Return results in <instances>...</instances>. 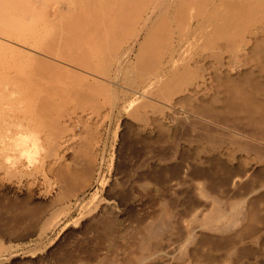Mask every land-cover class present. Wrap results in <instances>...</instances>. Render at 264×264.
Segmentation results:
<instances>
[{"label": "rangeland", "instance_id": "1", "mask_svg": "<svg viewBox=\"0 0 264 264\" xmlns=\"http://www.w3.org/2000/svg\"><path fill=\"white\" fill-rule=\"evenodd\" d=\"M52 1L46 0V2L40 3L39 8L36 6L35 10L31 9L28 15H24L26 18L18 15L7 20L6 25L8 24V26H6V33L5 29L0 27L2 29L0 30L2 32L0 33V38L2 37L0 39V73L3 72L11 75L17 71H28L33 66L34 68H39L37 66L42 67L43 65L41 66L39 61H37L38 64L35 61L39 59V56L41 58L43 57L42 60L40 59L42 64L43 60L44 62L49 61L45 60L44 57L51 59V55H48L54 50V48H49L52 45L47 46V48L51 49L50 52L47 48L45 49V52L49 54H44L42 48L48 45L49 41H52L53 35L57 31L59 34L61 33L62 38L65 39L67 37L65 40L68 41L69 38L66 31L59 30L66 27V24L64 25L65 27H63V24L60 26L59 22L61 19H63V22H66L64 20L67 14H58L55 17L50 16L51 18H49L50 14L48 10L50 7L53 9L54 2L57 0ZM179 1L164 0L163 4L165 6H161V11H157L155 15V26L152 24L153 27L149 32H139V35H141H138L137 43L133 41V38L139 30L138 20L131 19L134 20V23L137 22L135 24L136 27L132 23L133 21L131 22V27L128 24L125 25L129 27V31H126L128 35H126V32L122 34L124 32L122 31L120 32L121 36L119 35L118 38H121L123 35L122 38L126 39L127 36L128 39L126 41L124 40L125 42L119 40L122 43L120 45L117 44L118 40L116 43L113 41L114 35L109 33L113 30L114 37H117L116 32L120 27L114 23V19H107L111 22L105 20L108 22L109 27L107 28H111L109 23L113 22L112 26L115 27L116 25L117 29L112 27L110 31L102 26L103 29L109 30L108 32L104 30L103 32L105 33L101 31L103 30L100 27L101 22H103L101 21L99 28H101L100 31L102 33H98V35L101 34L103 36V34L108 33L104 36L105 39L113 35L111 37L113 40L109 38L111 40V42L109 40L110 46L107 43V39L105 44L108 45L107 47H114L113 45L117 44L119 45L118 48H120L118 49L116 47L117 49H113V51L116 50L115 53H111L109 51L110 48L107 50L106 46H104L106 48L102 46L109 52L108 54L111 57H113V54L115 55L111 59H107V57L101 58V56L105 55L102 53L107 52L103 48H101L103 52L100 51V48H97L100 46L98 45L100 43L98 42L99 40L95 41L97 47L95 46L94 37H91L93 41L90 39L95 46V51L93 50V52L98 53V55L101 54L100 57H97V60L95 59L96 57L94 58L95 54L93 52L94 55L91 56L92 58L90 57L92 54H90V51L94 47L93 44L92 47L86 44L87 47L89 46L92 49L87 50L84 48L85 50L83 51V48H81L83 52L80 53L81 50L78 48L76 51V47H73L74 45L72 46L71 42L68 41L67 50L71 48L69 47L71 44L70 46L74 48L71 49L77 53L79 52L78 54L80 55L86 50L89 52H86L89 55L85 53V55H82V57L86 56L85 60L81 56L82 59L77 57V60H79L77 63L82 62L81 60L87 61L88 59L90 62L93 61L92 67L89 61H87L88 64L84 62L81 65L76 64V62L73 63L77 60L75 59L76 57L73 58L74 53L71 52V49L68 52L63 50V48H60L61 50L58 49L60 46L62 47L60 44L64 40H61V43H56L55 49L58 45L60 46L53 52L54 54L57 50H60L59 56L61 57V55L64 56L61 51H65V56L67 54L69 55L70 51V56L72 55L73 59L69 63L65 62L64 58L70 61L66 57H63V61L62 59H57L55 57L56 55L52 56L55 57L50 60L52 63L57 61L60 63L63 61L60 64L54 63L56 64V70L52 68L54 64H50L49 66L47 64V68L45 62L44 66L46 69L50 68L49 70L52 71L51 74L54 70L57 73L54 72L55 75L54 73L52 74L55 78L54 86L52 87L55 88L48 93L42 92L41 97H43L42 101L44 104L47 99L48 104L53 105L48 106L47 104L46 107H43L44 111L42 113L34 116L30 121L28 119L25 120L29 121L30 131L33 128V130L36 129L34 132L38 136H34L40 140L41 147L44 149V152L40 156V163L31 169L24 166L25 163L23 161L16 164L15 168L10 167L5 163V160L9 156H16L17 153L9 150V153L7 152L8 157H5L6 153L2 149L0 141V264H264V182L262 183L264 181V172L262 173L264 170V148L261 147L264 146L262 140L264 139L262 138L264 137V133H261L264 129V120L261 117L258 118L260 115H251L250 117L252 119L257 116V120L254 119V121H257V124L254 121H249L250 117H245L242 112L236 113L234 109L232 110L229 106L222 103L217 96L210 98L186 97L184 91L189 87L190 81L193 80L197 73V66L193 63L189 66L190 71L188 69L186 70V75L183 73L184 70L182 67H178L175 72H172L168 66H161L162 62L164 63L165 61V55H163L165 52L163 51L167 52L175 48L182 40L181 24L176 22L178 12L181 13ZM57 2L59 3V1ZM47 3L48 6L53 5L42 11L41 9H44ZM172 4L176 7L174 5L172 6ZM176 8L177 11L175 10ZM82 9L78 8L75 11L82 15L84 10ZM40 10L44 14L48 12V17L46 14L41 15ZM101 10L98 9L99 14L100 11L103 13L105 11L102 8ZM34 12H39V16ZM163 12L166 14L164 17L166 19H161ZM30 13L31 15L34 13V15L27 18ZM44 16L47 18L45 17V19ZM172 16H175V18H172ZM24 18L28 22V19L31 20L25 24L23 23ZM105 18L108 17L106 16ZM18 20H22V22H18ZM2 21L4 22L5 20ZM2 21H0V25L5 26ZM9 21L10 23L13 21V24L16 23L18 28L13 26L12 23L11 25ZM16 21L19 24L22 23V25L19 26ZM164 21L169 27V30L166 29V32L164 29H158V26L161 24H166ZM125 26H123V29H125ZM131 29L133 30L132 33H134L129 35ZM244 30L247 33L249 29L246 28ZM159 31L161 33L160 35L157 33ZM155 33L161 38L164 36L162 34L166 33V35L171 37L168 38L172 44L170 43L168 46V43H166L168 39L164 38L167 36H164L160 41L158 40V43L155 40L158 37L155 39L151 37L153 35L156 36ZM239 33V30H236L233 32V36ZM87 34L85 36H88ZM92 34L91 36H93ZM98 35L96 36L94 34L96 36L95 38L98 37L99 39L100 36ZM124 35L126 36L124 37ZM237 37H234L235 40L238 39ZM62 38L59 35L58 41ZM87 38L86 42L89 43V38ZM104 38L102 37L103 44L100 43L101 45H105ZM150 39L157 45V48L158 44L161 45L163 42L167 45L163 50L160 47V53L157 52L155 55L153 53L158 50L155 49L156 46ZM163 40L167 41L165 42ZM54 41L57 42L56 40ZM140 42L144 43V47H147H142ZM176 42L178 45H176ZM151 43L153 44L152 48L153 50L155 49V52H150L153 57L152 60L147 58L151 61L150 64L148 60V65L150 66L147 67V64H143L147 60L144 62L143 58L141 59L140 57L146 51L144 49H148ZM125 44L126 46H124ZM130 44L132 45V50L127 56L124 48L126 49ZM136 45L138 47L140 45L141 48H137ZM161 46L164 45L162 44ZM149 50L152 49L150 48ZM158 54L161 55L159 56ZM110 55H108L109 58ZM138 55H140L139 58H137ZM59 56L57 55L58 58H60ZM126 56L127 58L124 59ZM136 62L137 65H135ZM142 64L146 72L150 71L154 66V70L157 68L160 69H157V73L161 75L166 74L162 78H164L163 80L170 79L169 81L172 85L170 84L169 86H172V89H177L175 94L173 95L172 93L175 90L173 91L171 89L170 96L167 95L170 87L168 86L161 90L159 85L150 87L149 90H152L148 93L140 92L142 90L141 83H143L140 79L146 76L145 71H142V69L145 70L141 66ZM59 65L60 67L63 65L62 69H58ZM86 65H88L89 69L94 67L93 69L97 70L94 71L92 69L88 73L89 69L87 68L88 70L85 71L86 68H83ZM80 66L83 67L81 68ZM42 70H45V68ZM49 70H45V72H50ZM92 71L94 73L97 72V75L92 73ZM243 71H245L244 68H241L239 74L241 75ZM181 75H184V78ZM59 77L64 78V80ZM96 77L97 79H95ZM173 77L174 82H171L173 81ZM177 79H182V81ZM96 80H99L100 83H97ZM17 82H19V79H16ZM175 82L178 87H175ZM19 83L16 84V88L20 89L22 82ZM87 83L90 86L93 85L94 89L92 87V89L87 88L89 86ZM132 88L138 89L136 92V94L138 93L137 95L135 93L130 94V90L128 89ZM56 90H59V92L57 93ZM20 91L23 93L21 97L17 95L10 96L4 86H0V93L3 94L0 98V103L2 101H8L10 109L12 104L14 107L12 110L9 109L11 112L8 113L9 110L6 111V114L20 117L24 114L21 112L25 107L26 111H29L32 107L33 101L29 95L26 96V89L23 85ZM71 91H73V95H70ZM163 91L166 92L165 94L168 97L163 94ZM53 92L54 94H52ZM85 92L86 94L81 96L82 94L80 93ZM158 93L163 95L164 98L166 97V99L163 96L162 98L158 96ZM77 94H80L78 96L79 101L77 100ZM69 95L70 97H68ZM86 95L92 97H86ZM85 97L88 98L87 103L83 101L86 100ZM90 98L92 101L89 102L88 100ZM160 98L164 99V102ZM23 100L24 102H22ZM75 100L82 102V104L78 103V105ZM63 101H65L64 105L62 104ZM154 101L157 103H154ZM20 102L24 104L22 105ZM17 103L20 105V108L17 107ZM183 103L185 106H183ZM22 107L24 108L21 109ZM53 107L56 108L55 111ZM201 107L209 109L208 114L213 111V119L217 115L216 117L219 116L218 118L222 120L217 121L218 118L213 120L212 116L211 118L209 117L211 114L208 115L206 113L204 114L206 118L202 116L204 120H198V123L196 122L197 120L193 121V119H196V111ZM51 109L54 112H51ZM15 111H19L20 113H15ZM45 111V116H49L50 118L43 116ZM220 113L224 114L222 115ZM234 114L237 118L243 115L242 118L245 117L246 120L243 118L242 121V118H239V122L241 121L239 123L234 118ZM220 115L225 116L226 119L222 116L220 117ZM53 118L59 121L58 125L63 127V131H60L61 128L57 125V121L56 123L54 122L55 120ZM172 118L177 121H171ZM260 119L263 120H261L263 127L258 123ZM190 120L193 122H190ZM213 121H217L218 124H216L217 122L213 123ZM194 122L195 124H192ZM235 122L239 123L235 124H238V130L237 126H234ZM242 122L248 124L243 126L244 124ZM54 123L55 126L51 127ZM202 123L208 128L211 127L208 125L215 124L216 126L212 124V127L219 128V132L217 133L216 129L212 130V127V129L210 128L208 130L207 127L202 126ZM221 123H227L226 125L229 127ZM252 124L254 127L257 126L254 132L251 130L253 128ZM241 126L242 128H240ZM58 128V133L57 131L53 132ZM243 128L246 129L244 132L250 130L253 133H257V130L260 131L262 128L260 131L262 135L255 133L260 140L255 138L256 136L253 133L248 135V133L241 132L243 133L241 134L240 131H243ZM9 129L11 132L16 131L14 126H10ZM39 129L41 130V134L38 133ZM32 132L30 133L32 134ZM51 132L54 134V139ZM5 133L0 128V140L1 136ZM50 133L51 135H49ZM226 134L232 137L229 140L233 141V143L230 141L231 145H234H232L233 147L230 146L228 141H224L225 138H230ZM55 136L57 137L55 138ZM242 136L246 137L242 138ZM252 137L253 140H251ZM211 138L213 140H210ZM220 139H223L222 142H224H220ZM239 139H241V142L239 141L241 146H245V150L240 145H237L239 144L237 142ZM243 139H246V142ZM215 140H217V143H215ZM53 141L55 142L54 144L52 143ZM243 141L246 144L254 142L261 149L256 146V149L259 148V152L254 150V144L251 145V148L247 145L248 148L246 149ZM235 142H237L236 145L238 147L234 144ZM256 142H260V144ZM213 144L216 148L213 147ZM249 148L251 150L253 149L256 154L261 155L263 153L261 159L259 158L261 162L257 159L260 156L256 155L253 151L251 152ZM238 149L239 152H237ZM206 151L211 152L206 154ZM243 152H246V154ZM220 162L224 165H222V168H220ZM213 163L218 165H214ZM224 167L226 168L224 169ZM240 169H243L242 172ZM260 169L263 170L260 171ZM229 170H232V173L227 172ZM258 170L262 176L258 174ZM207 171L209 173L212 172L209 174ZM254 171L255 173L252 175L251 173ZM218 173H220V176ZM221 173H223V181H219L222 176ZM248 173H250L249 176ZM227 174L229 177L227 176L225 178ZM239 174L241 177L238 176ZM59 175L62 176H60L61 179L64 176V179L60 180ZM250 176L252 179H250ZM216 178L217 182L215 181ZM229 178L231 180H228ZM240 178H244V181L241 179L242 183L240 182ZM236 179L240 185L237 182V185L233 186L236 183ZM66 180H68V183H66ZM228 181L231 183L229 184ZM224 183H228L232 189ZM210 184L212 185L209 186ZM227 189H230V191ZM221 208L224 212L221 211ZM215 210L221 211V217H213ZM222 213L226 214L222 215Z\"/></svg>", "mask_w": 264, "mask_h": 264}, {"label": "bare ground", "instance_id": "2", "mask_svg": "<svg viewBox=\"0 0 264 264\" xmlns=\"http://www.w3.org/2000/svg\"><path fill=\"white\" fill-rule=\"evenodd\" d=\"M52 1V0H51ZM54 1H56V0H54ZM57 1H59V3L57 2ZM56 2H54L55 4L53 5V4H51L50 6H54L53 7V9H51V7L50 6H48V3H50L49 1H48V3L47 4H45L46 6H45V8L44 9H41L42 8V5H41V10L43 11V10H46V8L47 7H50V9H51V11H49L48 10V12H49V18H51V17H55L56 15H60V14H63V13H65V14H67L66 15V17H65V20L64 21H66V22H63V19H61V21L59 22L60 23V26L63 24V27H65L64 25L66 24V27H68V28H63V29H59V30H61V31H66V33H67V36H68V41L69 42H71V44H72V46L73 47H76L75 48V50L76 49H80L81 50V48H83V51L85 50V49H89V50H91L92 48V51H90V54L93 52V50L95 51V46H96V44H95V41H97V40H99L98 42H100V43H102L103 44V41H102V37L104 38V36H106L108 33H106V34H103V36H101V34H99L98 35V33H102L105 29H103V27L102 26H104V28H107V27H109L108 26V22H111V21H108L109 20V18H111V19H114V23L115 24H117V26L118 27H120V28H118L119 30L116 32L117 34V37H114L115 36V34L114 33H112L113 32V30H112V32H109V33H111V34H113L112 36H113V38H114V40H113V38H111L110 36L109 37H107L106 39L108 40V44H109V38H111V40H113L115 43L117 42V40H118V42H117V44H122L120 41H126V39H128L127 38V36L126 35H128V31H129V27H127V26H125L126 24H128V25H130V27H131V22L132 23H134V20H131V19H135V21L136 20H138L137 22H138V27H139V30H138V33L137 34H135V37L133 38V41L135 42V43H137L138 41H137V37H138V35H139V32H142V31H147V32H149L150 30H151V28L153 27L152 26V24L154 25L155 23H154V21H155V15H156V13H157V11H161V6H165V4H163V1L164 0H57ZM44 2H46V0L44 1V0H0V21H2V20H5L4 22H3V24L5 25V26H3V25H0V27L2 28H4L5 29V33H6V26H8V24L6 25V21L7 20H9L10 18H14V17H16V16H24L25 14H27L28 15V13H29V11H31V9H34L35 10V8H36V6L38 7V6H40L39 4L41 3H44ZM53 2V1H52ZM51 2V3H52ZM181 2V3H180ZM179 8H181V13L180 12H178L179 14H177V17H176V22H178V23H180L181 24V31H182V40H181V42H180V44L178 45L177 44V42H176V45H178V46H176L175 48H172L171 50H168L167 52L166 51H163V52H165V54H163V55H165V61H164V63L162 62V64H164V65H162L161 63V66H168L170 69H171V71L172 72H175L176 71V69H178V67H182L183 68V70H184V72L183 73H185V75H186V70L188 69L189 71H190V68H189V66H190V64H194L195 66H197V73H196V75H195V77L193 78V80L192 81H190V83H189V87L184 91V95L186 96V97H189V98H193V97H199V98H210V97H212V96H217V97H219V100L222 102V103H224V104H226L227 106H229L230 107V109H234L235 110V112L237 113V112H242L244 115H245V117H250L251 115H260L258 118H262L263 120H264V0H180L179 2ZM169 4V3H168ZM58 5V6H57ZM174 4H172V6H173ZM176 5H178L177 3H176ZM44 6V5H43ZM175 6V5H174ZM176 7V6H175ZM39 8V7H38ZM78 8H83L82 10H83V13H84V15H83V13H82V15L81 14H78L76 11H75V9H78ZM101 8L102 9H104L103 11H104V13L103 12H101L102 10H101ZM153 8V9H152ZM178 8V9H179ZM98 9L99 10H101L100 11V14H99V11H98ZM156 9H158V10H156ZM165 9V8H164ZM163 9V10H164ZM174 9V8H173ZM37 10H39V9H37ZM36 10V11H37ZM41 10L39 11L40 12V14L41 15H45L46 14V16H47V13L48 12H46L45 14H44V12H41ZM169 10V9H168ZM176 11H177V8L175 9ZM38 12V13H39ZM98 12V13H97ZM170 12V11H169ZM36 15L38 14V13H36V12H34ZM34 13L31 15V13H30V15L27 17V18H30V16H33L34 15ZM71 13V14H70ZM78 14V15H77ZM86 14V15H85ZM161 14V13H160ZM165 13L163 12V14H162V17H161V19H166V18H164L165 17ZM169 15V14H168ZM38 16H39V14H38ZM46 16H44V18L46 17ZM51 16V17H50ZM63 16V15H62ZM103 16H107L108 18H103ZM21 17V18H22ZM25 17V16H24ZM48 17V16H47ZM46 17V18H47ZM58 17V16H57ZM56 17V18H57ZM170 17V16H169ZM251 17H253L252 19H250ZM26 18V17H25ZM24 18V22L23 23H25V24H27V23H29L30 22V20L31 19H28L29 20V22L27 21V19H25ZM45 18V19H46ZM48 18V19H49ZM157 18H158V16H157ZM172 18H175V16L173 17L172 16ZM23 19V18H22ZM60 19V18H59ZM101 19H103V20H101ZM108 19V20H107ZM168 19V18H167ZM170 19V18H169ZM246 19H250V20H246ZM26 20V21H25ZM108 21V22H106V21ZM160 20V19H159ZM245 20V21H244ZM101 21H103V22H101ZM166 21V20H165ZM164 21V22H165ZM168 21V20H167ZM170 21V20H169ZM1 22V23H2ZM17 22V21H16ZM18 22H22V20H18ZM17 22V24H19ZM27 22V23H26ZM51 22V21H50ZM61 22H63V23H61ZM103 24H101V23ZM106 22V23H105ZM137 22H135L134 23V25L137 23ZM158 22V21H157ZM9 23H10V21H9ZM11 23L13 24L14 22L13 21H11ZM10 23V24H11ZM105 23V24H104ZM162 23V22H161ZM166 23V22H165ZM11 24V25H12ZM101 24V28L103 29V30H101V28H99V25ZM112 24H113V22L112 23H109V25L111 26V28L113 27V28H116L117 29V27H116V25H115V27L114 26H112ZM141 24H142V26H141ZM20 25H22V23L21 24H19V26ZM13 26H15L16 28H18V26H16V23L15 24H13ZM106 26V27H105ZM123 26H125L124 28L126 29H123ZM155 26V25H154ZM135 27H136V25H135ZM159 28L158 29H164L165 30V32H166V29H168L169 30V27H168V25H167V23L166 24H161L160 26H158ZM2 28V29H3ZM14 28V27H13ZM61 28V27H60ZM111 28H107V29H109L110 31H111ZM171 28V27H170ZM249 29L248 30V32L247 33H245V30L244 29ZM2 29H0V30H2ZM7 29H8V27H7ZM106 29V30H107ZM122 29V30H121ZM128 29V30H127ZM175 29V28H174ZM177 29V28H176ZM9 30V29H8ZM102 32H101V31ZM105 30V32H108L109 30H107L106 31ZM135 30V29H134ZM167 30V31H168ZM178 30H179V27H178ZM236 30H239V34L238 35H235L234 34V36H233V32H235ZM244 30V31H243ZM33 31V30H32ZM122 31H124L122 34H125V32H126V35H124V37L126 36V39L125 38H122L123 37V35H122V37L121 38H118V36L121 34L120 32H122ZM132 29H131V33H129V35L130 34H133L132 33ZM157 31V30H156ZM175 31V30H174ZM233 31V32H232ZM56 32V31H55ZM105 32H103V33H105ZM119 32V33H118ZM170 32V31H169ZM169 32H167V33H169ZM0 33H2L1 31H0ZM58 33V34H57ZM88 33V34H87ZM89 33H90V36H89ZM92 33H94V34H96V36L98 35V36H100L99 37V39H98V37L97 38H95L96 36H94V34H92ZM159 35L161 34L160 33V31L159 32H157ZM157 33H155L156 34V36L155 35H153V36H151L152 38H157L158 37V39H155V40H161V39H163L164 38V36H167V37H165L164 39H168V42H166L167 40H163V41H165L166 43H168V46L170 45V43H171V41L169 40V38H171V37H169L168 35H166V33H164V34H162V35H164L162 38L157 34ZM53 34V33H52ZM52 34H51V38H52ZM57 34V35H56ZM88 35V36H85V35ZM91 34L93 35V36H91ZM170 34V33H169ZM180 34H181V32H180ZM179 34V35H180ZM1 35V34H0ZM56 35V37H57V39H55L54 38V36ZM59 35H60V37L62 38L63 36H61V33L59 34V32L57 31L54 35H53V38H54V40H56L57 42H55L54 40H53V38H52V41L50 42L49 41V39H48V45H46V46H44L43 48H42V50H44V54L45 53H47V54H49L48 52H45V49L47 48V46L49 47V45H52L51 47H49V48H51V49H53L54 48V50L51 52V54H49L48 56H50L51 55V59L52 58H57V59H62L63 60V57H66V58H68L70 61H68L67 59H65L64 58V60H65V62H71V60L73 59V58H75L76 60L79 58V59H86L85 57L86 56H83L82 57V55L85 53L86 54V52H88L87 50L84 52V53H82V55H80V54H78L76 51H73L72 49H74V48H72V46H70L69 45V47H71V48H69L68 50H72L71 52H73L72 54H73V56L71 55L70 56V51H69V55L67 54L66 56H65V51L66 52H68V50H67V46H68V44H67V42L68 41H66L65 39H67V37L64 39V38H62V39H60V41H58L59 40ZM141 35V34H140ZM139 35V36H140ZM161 35V36H162ZM121 36V35H120ZM172 36V35H171ZM233 36V37H232ZM235 36H238L237 38V40H235ZM89 38V43L88 42H86V38ZM91 37H94V44H95V46H94V44H93V40L91 39ZM147 37H149V36H147ZM169 37V38H168ZM2 38V37H1ZM0 38V39H1ZM87 38V39H88ZM117 38V39H116ZM131 38V37H130ZM129 38V39H130ZM223 38V39H222ZM92 41H91V40ZM96 39V40H95ZM105 38H104V44L106 43V40ZM116 39V40H115ZM121 39H123V40H121ZM5 40V39H4ZM51 40V39H50ZM61 40H64V41H62V43H61ZM111 40H110V42H111ZM120 40V41H119ZM141 40V39H140ZM147 40V39H146ZM151 40V39H150ZM179 40V39H178ZM45 41H47V40H45ZM55 42V44H54V42ZM88 41V40H87ZM102 41V42H101ZM112 41V42H113ZM124 41V42H125ZM129 41V40H128ZM137 41V42H136ZM143 41H145V40H143ZM159 41H158V43H159ZM175 41V40H174ZM53 42V43H52ZM61 43L60 45H62V47L60 46V45H58V49H62L63 48V50H65V51H61V53L64 55V56H62L61 55V57L59 56V54H60V50H57L56 52H55V54L53 53L56 49H55V45H56V43ZM68 42V43H69ZM97 42V43H98ZM134 42H132V43H134ZM151 42H153L152 40H151ZM179 42V41H178ZM11 43V42H10ZM42 43H47V42H42ZM65 45H64V44ZM98 44V45H100L99 47H97V48H100V51H102V49L101 48H103L104 46H108L107 44H105V45H101V44ZM127 43V42H126ZM141 43V42H140ZM150 43V42H149ZM166 43H162L164 46H161L160 44H158V48H157V45L153 42V44L156 46V48L155 49H157L158 51H156L155 52V49L153 50V44L151 43V45H150V47L148 48V49H152V50H149L148 51V49L146 48V49H144V50H146L144 53H143V57L141 56L140 57V55H138V57L137 58H143V61L144 62H146L145 60H147V62L146 63H143L144 65L145 64H147L146 66L148 67V66H150V65H148V60L150 59V60H152V53H150V52H155V53H153V54H157V52H159L160 53V47H162V50H163V48L167 45ZM85 44V46H83ZM86 44H88L90 47H92V44H93V46L94 47H92V48H89V46L87 47V45ZM113 44V43H112ZM117 44H114L113 46L115 47H104V48H106L107 50H108V48H110L109 49V51L111 52V53H115V51H113V49H117L118 47H119V45H117ZM142 44V45H141ZM140 45L142 46V47H144V43H141ZM172 44V43H171ZM63 45H64V47H63ZM135 45V44H134ZM138 45V44H137ZM136 45V46H137ZM140 45H139V47L137 46V48H141L140 47ZM18 46V45H17ZM21 46V45H20ZM103 46V47H102ZM109 46H110V44H109ZM124 46H126V44L124 45ZM173 46V45H172ZM117 47V48H116ZM145 47H147V46H145ZM144 47V48H145ZM49 48H47L48 50H49V52L51 51V49H49ZM85 48V49H84ZM103 48V50H105L106 51V49H104ZM133 48H134V46H133ZM112 49V50H111ZM118 49H120V48H118ZM47 50V51H48ZM80 50H78V51H80ZM122 50V49H121ZM124 52H125V54L128 56V54H129V52L132 50V45L130 44L129 46H127L126 47V49L124 48ZM162 50H161V52H162ZM40 51V50H39ZM82 50L80 51V53L81 52H83ZM34 52V51H33ZM103 52V51H102ZM107 53H105V52H103L102 54H105V55H103V56H101V54L100 55H98V53H96V52H93L95 55L97 54V56H95L93 53L90 55V57L92 56V55H94V58L97 60L98 58V56L100 57L101 56V58H103V57H107V59H111V58H113L115 55L113 54V57H111V55L110 54H108L109 52L108 51H106ZM121 52V51H120ZM139 52H140V50H139ZM43 53V52H42ZM76 53V54H75ZM89 53V52H88ZM87 53V54H88ZM123 53V52H122ZM121 53V54H122ZM132 53V52H131ZM130 53V54H131ZM141 53H142V51H141ZM167 53V54H166ZM84 54V55H85ZM86 54V55H87ZM41 55V54H40ZM56 55V56H55ZM57 55L60 57V58H58L57 57ZM76 55V56H75ZM78 55V56H77ZM89 55V54H88ZM108 55H110V58L108 57ZM123 55V54H122ZM135 55V54H134ZM159 55V54H158ZM161 55V54H160ZM159 55V56H160ZM38 56H39V54H38ZM37 56V57H38ZM43 56H46V55H43ZM52 56H55V57H52ZM70 58H69V57ZM82 58H81V57ZM127 56L124 58V59H126L127 58ZM150 56H151V58H150ZM73 57V58H72ZM78 57V58H77ZM124 57V56H123ZM132 57V56H131ZM135 57V58H136ZM39 59L37 60L36 59V61L35 62H37V61H39V64L42 66H44L45 65V62H44V60H43V64H42V61H40V59L42 60L43 59V57L41 58V56H39L38 57ZM47 58V57H46ZM45 57H44V59L45 60H51V59H46ZM88 58V57H87ZM92 58V57H91ZM91 58H89V59H91ZM93 58V59H94ZM129 58V57H128ZM147 58H149V59H147ZM163 58V57H162ZM74 59V60H75ZM154 59V58H153ZM54 60V59H53ZM63 60V61H64ZM84 60H81L82 62H80V63H77L79 60H77V61H74L73 63H75L76 62V64H79V65H81V63H86V64H88L87 63V61H89L88 59H87V61H84ZM95 60V61H96ZM137 60H139V59H137ZM149 60V61H150ZM155 60H156V58H155ZM48 61V62H49ZM63 61H61V62H63ZM127 61V60H126ZM131 61V60H130ZM140 61V60H139ZM162 61V60H161ZM46 62V67H47V64H48V66L51 64V65H53L54 63H56V64H60L59 63V61H57V62H54V63H52L51 61V63L49 62ZM90 62V61H89ZM93 62V61H92ZM92 62H90L89 64L91 65L92 64ZM123 62V61H122ZM138 62V61H137ZM137 62H136V64L135 65H137ZM105 63V62H104ZM103 63V64H104ZM119 63V62H118ZM37 64H38V62H37ZM56 64H54V67L52 66V68H55V70H56ZM120 64V63H119ZM139 64H140V62H139ZM138 64V65H139ZM141 65L142 67L144 66V65ZM150 64H151V61H150ZM152 64H153V62H152ZM34 65V64H33ZM65 65H66V63H65ZM85 65V64H84ZM94 65H95V62H94ZM40 67V66H37V67H39L40 69L42 68H45V70H49V69H46V67L44 66V67ZM63 66V65H62ZM62 66L60 67V65H59V67H58V69L60 68V69H62ZM72 66V65H71ZM93 66V64L91 65V67ZM122 66V65H121ZM51 67V66H50ZM78 67V66H77ZM76 67V68H77ZM81 68L83 67V66H80ZM120 67V66H119ZM140 67V66H139ZM141 67V68H142ZM158 67H160L159 65H158ZM39 68H34V66H33V68L32 69H30V70H28V71H25V72H21V71H17V72H14L13 74H11V75H7V74H5V73H0V86H4V88L8 91L7 93L10 95V96H13V95H17V96H22V94L23 93H21V91H20V89L22 88V85L24 86V88L26 89V96L27 95H29L30 96V98L32 99V101H33V105H32V107L29 109V111L27 110L26 111V107L24 108V107H22L21 109H25V111H24V109H23V111L21 112V113H24L22 116H20V117H17L16 115H8V114H6V111H8L9 109H10V104L8 103V101L7 102H5V101H2L1 103H0V128H2V130H4L6 133L3 135V136H1V144H2V149L3 150H5L4 152L6 153L5 154V157H8V151L9 150H11V151H14V144H15V139H16V137L18 136V135H29V133L30 132H32V130L34 129H32L31 131L29 130L30 129V126H29V121H30V119H33L34 118V116H37L38 114H40V113H42L43 111H44V108L43 107H46L47 106V104L49 103V102H47V99L45 100L46 102H45V104H44V102L42 101V98L43 97H41V94H42V92H45V93H48V92H50L53 88H55V87H52V86H54V81H55V78H54V76H52V74L54 73V72H56L55 70L53 71V73L51 74V72L52 71H50V72H45V70H40ZM48 68V67H47ZM74 68V67H73ZM79 68V67H78ZM78 68H77V70H78ZM84 69L86 68V70L85 71H87L89 68H88V65H86L85 67H83ZM88 68V69H87ZM94 68V67H93ZM93 68H91V69H89V72L88 73H90L91 72V70L93 69ZM104 68H106V67H104ZM121 68V67H120ZM123 68V67H122ZM134 68H136V67H134ZM140 68V69H141ZM144 68V67H143ZM241 68H244V70L245 71H243V73L240 75L239 74V70L241 69ZM68 69V68H67ZM133 69V68H132ZM138 69V68H137ZM145 69V68H144ZM150 69V68H149ZM149 69H147V70H149ZM157 69H159V68H157ZM157 69H155L154 70V66L150 69V71H147L146 72V69L145 70H143L142 69V71H145V73H146V76H144V77H142V79H140V80H142V82L143 83H141V82H138V83H141V85H142V90H140V92L142 91V92H150L151 90H149L150 89V87H152V86H158L159 85V87H160V89L161 90H163L164 88H167L170 84L172 85V83H170V79L169 80H167V79H165V80H163L164 78H162L163 76H165L164 74H159V73H157ZM167 69V68H166ZM72 70H75V69H72ZM94 71H96L95 69H93ZM119 70H121V69H119ZM139 70V69H138ZM160 70V69H159ZM166 71V70H165ZM189 71H187V72H189ZM73 72V71H72ZM117 72V71H116ZM127 72V71H126ZM168 72V71H167ZM166 72V73H167ZM57 73V72H56ZM61 73H63V72H61ZM60 73V74H61ZM82 73V72H81ZM92 73H94L93 71H92ZM97 72H95L94 74H96ZM98 73H100V72H98ZM114 73V72H113ZM141 73V72H140ZM143 73V72H142ZM182 73V74H183ZM54 75H55V73H54ZM97 75V74H96ZM62 76H64V74H62ZM85 76H86V74H85ZM88 76H90V75H88ZM135 76V75H134ZM182 77L184 76V75H181ZM91 77V76H90ZM89 77V78H90ZM95 77V76H94ZM59 78H62V77H59ZM92 78V77H91ZM137 78V77H136ZM139 78H140V76H139ZM138 78V79H139ZM178 78H181V77H178ZM184 78V77H183ZM188 78V77H187ZM186 78V79H187ZM16 79H19V82H22L21 83V88L19 89V88H16V84H20L19 82H17L16 83ZM85 79H86V77H85ZM93 79V78H92ZM95 79H97V77L95 78ZM102 79V78H101ZM134 79V78H133ZM137 79V80H138ZM62 80H64V78H62ZM82 80H84V79H82ZM91 80V79H90ZM114 80V79H113ZM139 80V81H140ZM172 80V79H171ZM177 80H181L182 81V79H177ZM92 81V80H91ZM94 81V80H93ZM115 81V80H114ZM181 81H179V82H181ZM64 82H66V81H64ZM96 82L97 83H100L99 82V80L97 81L96 80ZM171 82H174V77H173V81H171ZM178 82V81H177ZM94 83V82H93ZM88 84V83H87ZM115 84V83H114ZM177 83L175 82V85H176ZM79 85H81V84H79ZM89 86L87 87V88H93L94 86L93 85H91L90 86V84H88ZM95 85V84H94ZM174 85V84H173ZM174 85V86H175ZM179 86H180V84H179ZM52 87V88H51ZM170 87V86H169ZM175 87H178L177 85L175 86ZM174 87V88H175ZM91 88V89H92ZM90 89V90H91ZM94 89V88H93ZM172 86L170 87V90H169V92H168V94L167 95H169L170 94V92H172V90L174 91V92H172L173 93V95L175 94V92H176V90L177 89H172ZM85 90V89H84ZM89 90V91H90ZM128 90H130V94L131 93H135V95H137L136 94V92H137V90L135 89V88H132V89H128ZM57 91V93L59 92V90H56ZM72 92L73 91H71V93H70V95H73L72 94ZM164 92V91H163ZM162 92V93H163ZM160 93V92H159ZM158 93V94H159ZM166 92H164L163 94L166 96V97H168L166 94H165ZM1 95H0V98H1V96H3V94L2 93H0ZM52 94H54V92L52 93ZM80 94H82L81 96H83V95H85L86 94V92L85 93H80ZM80 94L78 95L77 94V100L79 101V99H78V96H80ZM90 94V93H89ZM92 94V93H91ZM157 94V95H158ZM50 95H51V93H50ZM70 95L68 96V97H70ZM93 95V94H92ZM149 95H151V94H149ZM152 95H153V93H152ZM158 96H161V98H162V96L163 95H158ZM170 96V95H169ZM65 97V96H64ZM86 97H92V96H87L86 95ZM85 97V98H86ZM134 97V96H133ZM132 97V98H133ZM166 97L164 98V96H163V98L164 99H166ZM3 98V97H2ZM45 98V97H44ZM79 98H81V97H79ZM83 98V97H82ZM160 98V100L162 101V102H164L163 100L164 99H161ZM30 99V100H31ZM76 99V98H75ZM87 99L88 98H86V100H83V101H86L85 103H87ZM152 99H153V97H152ZM151 99V100H152ZM159 99V98H158ZM158 99H155V100H158ZM64 100V99H63ZM67 100V99H66ZM68 100H69V98H68ZM77 100H75L76 102H77V104L78 103H80V104H82V102H78ZM150 100V101H151ZM154 100V99H153ZM159 100V101H160ZM49 101V100H48ZM74 101V102H75ZM81 101V100H80ZM89 102L90 101H92L91 100V98H90V100H88ZM144 101V100H143ZM22 102H24V100L22 101ZM42 102H43V105H42ZM65 101H63L62 102V104L64 105L65 103H64ZM153 102V101H152ZM152 102H151V104H152ZM150 103V102H149ZM154 103H157L156 101H154ZM18 104V103H17ZM20 104H22L21 102H20ZM24 104V103H23ZM22 104V105H23ZM84 104V103H83ZM168 104V103H167ZM184 104V103H183ZM51 105H53V104H48V106H51ZM60 105V104H59ZM79 105V104H78ZM26 106V105H25ZM58 106V105H57ZM88 106V105H87ZM177 106V105H176ZM181 106V105H180ZM183 106H185V104L183 105ZM17 107H19L20 108V105L18 104L17 105ZM86 107V106H85ZM84 107V108H85ZM142 107H144V106H142ZM207 107V106H206ZM204 108V107H201L200 109H198V111H196L197 112V114H196V119H193V121H196L197 123H198V120L199 121H202V120H204V118L202 117V116H204V114H208V111H210L209 109H207V108ZM228 107V108H229ZM14 107H13V104L11 105V109L10 110H12ZM48 108V107H47ZM46 108V109H47ZM54 108V111L56 110V108L55 107H53ZM157 108V107H156ZM184 108V107H183ZM50 109V108H49ZM48 109V110H49ZM8 111V113L9 112H11V111ZM182 110V109H181ZM229 110V109H228ZM20 111V110H19ZM19 111H15V113H20ZM51 112L53 111V109H51L50 110ZM53 111V112H54ZM61 111V110H60ZM49 111H47V113H48ZM184 112V111H183ZM216 112V111H215ZM214 112V113H215ZM221 112H223V111H221ZM232 112V111H231ZM60 113H62V112H60ZM67 113V112H66ZM97 113V112H96ZM154 113V112H153ZM212 113H213V111H212ZM212 113H209V114H211L209 117L211 118V116H212V119H213V115H212ZM226 113V112H225ZM230 113V112H229ZM235 113V114H236ZM44 115L43 116H45L46 115V111H45V113H43ZM48 114H50V113H48ZM47 114V115H48ZM59 114V113H58ZM208 114V115H209ZM216 114H217V112H216ZM220 114H224V113H220ZM232 114V113H231ZM235 114H234V118L235 119H237V121L239 122V118H242V116L243 115H241L239 118H237V116H235ZM19 115H21V114H19ZM52 115V114H51ZM50 115V116H51ZM88 115H89V113H88ZM222 115H220V117L222 116ZM226 115H227V113H226ZM59 116V115H58ZM60 116H62V114H60ZM207 116V115H206ZM217 115H215V117H214V119L215 118H218V117H216ZM232 116V115H231ZM252 116V117H253ZM257 116H255V118H247V120H249V121H254V119H256V117ZM205 117V116H204ZM223 118H225L226 119V117L225 116H222ZM230 117V116H229ZM228 117V118H229ZM245 117H243L244 118V120H246L245 119ZM45 118H50L49 116H45ZM62 118V117H61ZM173 118H175V117H173ZM172 118V120L171 121H177V120H175V119H173ZM206 118V117H205ZM243 118H242V121H243ZM26 119H28L29 121H25ZM55 121V123H56V121H57V125H58V123H59V121L58 120H56L55 118H53ZM58 119H59V117H58ZM183 119H185V118H183ZM208 119V118H207ZM213 119V120H214ZM224 119V120H225ZM232 119H233V117H232ZM252 119V120H251ZM262 119H260V122H258V123H260L261 124V120ZM168 120V119H167ZM186 120V119H185ZM189 120V119H188ZM211 120V119H210ZM220 121V120H222L221 118H218L217 119V121ZM223 120V121H224ZM230 121H231V119H229ZM241 120V119H240ZM257 120V119H256ZM262 120V121H263ZM53 121V120H52ZM184 121V120H183ZM192 120H190V122H191ZM192 121V122H193ZM217 121H213V123L215 122H217ZM223 121H221V122H223ZM230 121H228L229 123H230ZM233 121V120H232ZM258 121H259V119H258ZM49 122V121H48ZM210 122H212V121H210ZM226 122H227V120H226ZM238 122H235L234 123V126H237L239 123H241V121L238 123ZM247 122V121H246ZM255 123L257 122V121H254ZM254 122H253V124H254ZM55 123L53 124V126H51V127H54L55 126ZM204 123V122H203ZM202 123V126L204 125ZM212 123V124H213ZM232 123V122H231ZM236 123H238L237 125H235ZM243 123V122H242ZM250 123H252V122H250ZM70 124H71V122H70ZM192 124H195V122L194 123H192ZM209 124V123H208ZM212 124H210V125H208V126H211L212 127ZM216 124H218V122L216 123ZM221 124H223V123H221ZM221 124H219V125H221ZM227 124V123H226ZM226 124H223V125H225L226 127L228 126V125H226ZM244 124V123H243ZM242 124V125H243ZM246 125L248 124V123H245ZM243 125V126H246V125ZM252 124V125H253ZM257 124V123H256ZM57 125H56V127H57ZM78 125V124H77ZM200 126H201V124H199ZM213 125H215V124H213ZM219 125H217V126H219ZM233 125V124H232ZM241 125V124H240ZM251 125V126H252ZM255 125V124H254ZM254 125H253V128H255L254 130H253V128L251 129L253 132L254 131H256V127H254ZM259 125V124H258ZM10 126H14L15 128H16V131L15 132H11V130L9 129V127ZM44 126H46V125H44ZM59 126V125H58ZM61 126V125H60ZM59 126V127H60ZM74 126V125H73ZM205 126V125H204ZM216 126V125H215ZM260 126V125H259ZM261 126H262V124H261ZM48 127V126H47ZM205 127H207V126H205ZM211 127H207L208 128V130L211 128ZM222 127H224V126H222ZM229 127V126H228ZM230 127H232L231 125H230ZM263 127V126H262ZM42 128V127H41ZM61 128V130L60 131H63V127H60ZM76 128V127H75ZM213 128V129H212ZM211 129L212 130H214V129H216L217 131V133L219 132L218 131V129L219 128H215L214 126L212 127ZM238 126H237V130H238ZM240 128H242V126L240 127ZM246 128V127H245ZM245 128H243L244 130L242 131H240V133L241 132H243V133H245V134H247L248 133V135L251 133H253L252 131H250V130H248L247 132H244L246 129ZM38 129V128H37ZM45 129V128H44ZM196 129V128H195ZM221 129V128H220ZM235 129V128H234ZM248 129H249V127H248ZM28 130H29V132H28ZM46 130V129H45ZM58 130H59V128L57 129V130H55V131H53V132H56L57 131V133H58ZM229 130V129H228ZM236 130V129H235ZM236 130V131H237ZM261 130H262V128H261ZM260 130V131H261ZM264 130V129H263ZM261 131V133L263 132L264 133V131ZM34 131H36V129L35 130H33V132ZM38 131V130H37ZM41 130L39 129V132L38 133H40L41 134V132H40ZM49 131V130H48ZM224 131V130H223ZM238 131V132H239ZM258 132L257 133H259L260 134V131L259 130H257ZM32 132V134L33 135H36L37 133L36 132H34L33 133ZM65 132V131H64ZM215 132V133H216ZM221 132H222V130H221ZM52 133V132H51ZM51 133L49 134V135H51ZM223 134H224V132H222ZM226 133H227V131H226ZM237 133V132H236ZM240 133H239V135H240ZM243 133H241V134H243ZM256 133V132H255ZM255 133H253V135L255 134ZM256 133V134H257ZM262 133V134H263ZM31 134V133H30ZM56 134V133H55ZM60 134V133H59ZM66 134V133H65ZM197 134V133H196ZM238 134V133H237ZM244 134V135H245ZM255 134V138H257V139H259L260 140V138H258L257 137V135ZM262 134H260V135H262ZM52 135H53V139H54V134L52 133ZM227 135V134H226ZM36 136H38V135H36ZM222 136V135H221ZM224 136H225V134H224ZM227 136H229L230 138H225V142H229L230 143V141H231V143H233V141L232 140H229V139H231L232 137L230 136V135H227ZM226 136V137H227ZM247 136V135H246ZM246 136H242V138H244V137H246ZM251 136V135H250ZM264 136V135H263ZM47 137H48V135H47ZM57 136H55V138H56ZM219 137V136H218ZM259 137H261V136H259ZM221 138V137H220ZM247 138H249V137H247ZM262 138H264V137H262ZM261 138V139H262ZM46 139V138H45ZM56 140V139H55ZM54 140V141H55ZM210 140H213L212 138L210 139ZM222 140L223 139H220V142H222ZM233 140H234V138H233ZM235 140H237V138H235ZM244 140V139H243ZM249 140V139H248ZM251 140H253V137L251 138ZM251 140H249V141H251ZM263 140V143H264V139H262ZM40 141V140H39ZM52 142L53 144L55 143V142ZM217 140H215V143H217L216 142ZM223 141V142H224ZM241 142V139H239L237 142ZM245 142H246V139L244 140ZM243 141V142H244ZM256 141H258V140H256ZM57 142V141H56ZM214 142V141H213ZM219 142V141H218ZM222 142V143H223ZM237 142H235L234 144L236 145V143ZM239 142V144H237L238 146L240 145L241 146V143ZM243 142H242V144H243ZM244 142V143H245ZM210 143H211V141H210ZM231 143H230V146L231 147H233L232 145H231ZM247 143H248V141H247ZM256 143H258V144H260V142H256ZM221 144V143H220ZM225 144V143H224ZM252 144H254V142H250L249 144H246L245 143V145H246V149L248 148V147H250L251 148V145ZM262 144V143H261ZM56 145V144H55ZM58 145V144H57ZM214 145V144H213ZM222 145V144H221ZM236 145V146H237ZM247 145H248V147H247ZM250 145V146H249ZM54 146V145H53ZM216 146H217V144H216ZM237 146V147H238ZM254 147H255V149L254 150H257V152H259L258 150H259V148L258 149H256L257 147H260V146H258V145H253ZM257 146V147H256ZM213 147H215V145L213 146ZM242 147V146H241ZM241 147H239L240 149H241ZM245 147V146H244ZM244 147H242V148H244ZM254 147H252V148H254ZM262 148H264V146H261ZM261 147H260V149H261ZM53 148H56V147H53ZM216 148V147H215ZM249 148V149H250ZM212 149V148H211ZM248 149V150H249ZM54 150H56V149H54ZM213 150V149H212ZM244 150H245V148H244ZM248 150H246V151H248ZM253 149L251 150L250 149V151L252 152H255ZM263 150V149H262ZM250 151H248V152H250ZM264 151V150H263ZM8 152V153H7ZM63 152H64V150H63ZM207 153L206 154H208V152L209 151H206ZM211 152V151H210ZM209 152V153H210ZM237 152H239V149H238V151ZM247 152V153H248ZM52 153H53V151H52ZM205 153V152H204ZM203 153V154H204ZM244 154H246V152H243ZM59 154H61L60 152H59ZM249 154V153H248ZM247 154V155H248ZM255 154H256V152H255ZM261 154V153H260ZM263 154V153H262ZM261 154V155H262ZM256 155H259V154H256ZM261 155H259L260 157H257V159L258 160H260L261 159ZM251 156V155H250ZM255 156V155H254ZM54 157V156H53ZM56 157V156H55ZM252 157V156H251ZM264 157V156H263ZM263 157H262V159H263ZM49 158V157H48ZM260 158V159H259ZM74 159V158H73ZM213 159V158H212ZM245 159V158H244ZM256 159V160H257ZM75 160V159H74ZM82 160V159H81ZM81 160H79V161H81ZM246 160V159H245ZM76 161V160H75ZM209 161V160H208ZM216 161H217V159H216ZM82 162V161H81ZM260 162H261V160H260ZM78 163H80V162H78ZM217 163H218V161H217ZM214 165H218V164H215V163H213ZM220 164V168H222L224 165L223 164H221V162L219 163ZM23 165V164H22ZM223 165V166H222ZM240 165V164H239ZM25 166V165H24ZM240 166H242V165H240ZM219 168V169H220ZM226 167H224V169H225ZM243 168V167H242ZM212 169V168H211ZM216 169V168H215ZM236 169V168H235ZM244 169V168H243ZM243 169H240V171L242 172V170ZM257 169H259V168H257ZM198 170V169H197ZM217 170V169H216ZM221 170H223V169H221ZM263 169H260V171H262ZM218 171V170H217ZM225 171V170H224ZM232 171V170H231ZM230 170L229 171H227V172H230V173H232ZM248 171V170H247ZM251 171V170H250ZM255 171H256V169H255ZM255 171L254 172H250L252 175H253V173H255ZM259 170H258V174H259V172H260ZM208 172V171H207ZM212 172V171H211ZM210 172V173H211ZM223 172V171H222ZM249 172V171H248ZM264 172V170L262 171V173ZM197 173V172H196ZM209 173V172H208ZM209 173V174H210ZM230 173H228L229 175H230ZM234 173V172H233ZM237 173V172H236ZM240 173V172H239ZM244 173V172H243ZM250 173H248V176L250 175ZM203 174V173H202ZM204 174H206V173H204ZM219 174V176H220V173H218ZM222 174V176L220 177V179H219V177H218V179H219V181H221L222 180V178H223V173H221ZM226 175L225 176V178L228 176L229 177V175ZM257 174V175H258ZM199 175H200V173H199ZM242 175V174H241ZM257 175H255V176H257ZM260 175V174H259ZM263 175H264V173H263ZM61 175H59V177H60ZM196 176V175H195ZM234 176V175H233ZM238 176H240V174L238 175ZM243 176H244V174H243ZM247 176V175H246ZM247 176V177H248ZM260 176H262V174L260 175ZM62 177V176H61ZM61 177H60V180H62V179H64V176H63V178L61 179ZM67 177V176H66ZM66 177H65V179H66ZM231 177V176H230ZM241 177V176H240ZM251 177V176H250ZM249 177V178H250ZM68 178V177H67ZM200 178V177H199ZM211 179V178H210ZM241 179L242 178H240V182L242 183V181H244L243 179H242V181H241ZM246 179V178H245ZM250 179H252V177L250 178ZM253 179H254V177H253ZM256 179V178H255ZM259 179H260V177H259ZM258 179V180H259ZM228 180H231L230 178L228 179ZM67 181V182H66ZM65 182L66 183H68V180H66ZM216 182H217V178H216V180H215ZM223 181V180H222ZM236 181V183H234V185L233 186H236L237 185V179L235 180ZM235 181H233V182H235ZM254 181V180H253ZM257 181V180H256ZM64 182V183H65ZM224 182H226V181H224ZM229 182V181H228ZM248 182V181H247ZM250 182V181H249ZM255 182V181H254ZM264 181H262V183H263ZM220 183H222V182H220ZM231 182H229V184H230ZM61 184V183H60ZM209 184V183H208ZM207 184V185H208ZM224 184H227L228 185V183H224ZM256 184V183H255ZM212 184H210L209 186H211ZM216 185V184H215ZM227 185H225V186H227ZM238 185H240L239 184V182H238ZM222 186H224L223 185V183H222ZM262 186V185H261ZM214 187H216V186H214ZM213 187V188H214ZM228 187H230V185H228ZM238 187V186H237ZM218 188V187H217ZM231 189H232V187H230ZM246 189V188H245ZM261 189V188H260ZM227 190H229L230 191V189H227ZM234 190V189H233ZM221 191H222V189H221ZM226 191V190H225ZM223 192V191H222ZM224 193V192H223ZM229 193V192H228ZM252 193V192H251ZM250 195V194H249ZM206 203V202H205ZM220 206V205H219ZM221 207V206H220ZM217 209H219V208H217ZM223 209H225V208H223ZM220 210V209H219ZM239 210V209H238ZM221 211H222V208H221ZM221 211L219 212L218 210H215V212L213 213V217H218L219 218V216L221 215L220 213H221ZM240 211V210H239ZM222 212H224V210L222 211ZM227 212V211H226ZM224 214H226V213H222V215H224ZM228 214V213H227ZM236 215V214H235ZM228 216V215H227ZM221 217V216H220ZM217 219V218H216ZM210 222V221H209ZM212 222V221H211ZM213 227V226H212ZM197 228V227H196ZM198 228H199V226H198ZM201 228V227H200ZM215 228V227H214ZM218 228V227H217ZM203 229V228H202ZM207 229H208V227H207ZM212 229V228H211ZM210 230V229H209ZM214 230V229H213ZM217 230V229H216ZM215 230V231H216ZM214 231V232H215ZM154 235V234H153ZM151 237V236H150Z\"/></svg>", "mask_w": 264, "mask_h": 264}, {"label": "clouds", "instance_id": "3", "mask_svg": "<svg viewBox=\"0 0 264 264\" xmlns=\"http://www.w3.org/2000/svg\"><path fill=\"white\" fill-rule=\"evenodd\" d=\"M14 151L16 156H9L5 163L15 168L16 164L23 161L29 169L40 163L41 153L44 149L41 147L40 141L33 134L18 135L15 139Z\"/></svg>", "mask_w": 264, "mask_h": 264}]
</instances>
